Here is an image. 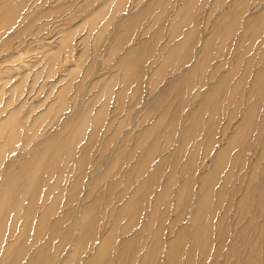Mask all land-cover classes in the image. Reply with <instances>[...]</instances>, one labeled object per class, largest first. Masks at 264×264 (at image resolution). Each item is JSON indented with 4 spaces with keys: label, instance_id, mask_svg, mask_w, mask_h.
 Masks as SVG:
<instances>
[{
    "label": "bare ground",
    "instance_id": "6f19581e",
    "mask_svg": "<svg viewBox=\"0 0 264 264\" xmlns=\"http://www.w3.org/2000/svg\"><path fill=\"white\" fill-rule=\"evenodd\" d=\"M238 1L232 0L224 12L209 22V34L203 39L196 38L198 26L191 18L190 1L178 7V12L172 18L169 39L162 49L168 46V50L150 75V80L155 78V85L148 89L150 99L147 101L140 102V83L145 67L142 65L149 56L150 47L141 40L119 57L116 68L121 70L119 84L122 88L118 89L117 97L125 99L123 86L126 83L133 85L140 81V85L135 83L132 89L131 99L137 102L129 105L126 117L130 118L133 107L144 103L152 110L148 112L150 115H143L141 121L147 122V126L137 133L135 130L127 133L123 131L125 123L129 125L124 117L115 128L112 127L119 110H122L121 105L112 110V118L105 123L109 95L115 86L116 75L106 79L99 92L83 103H79L77 95L67 98L71 82L58 90L55 101L45 113L34 118L32 127L39 125L50 113L54 117L62 116L70 107L71 112L65 116L66 121L61 125L52 124L54 129L46 131L38 140H34V132L25 134L21 151L11 157L12 161L20 159L2 170L0 168V264H207L206 254L211 251L214 242L212 235L217 246L215 244L210 264H218L217 259L231 233L224 226V223H230L228 210L232 204L234 212L249 203L251 218L248 217L231 234L227 255L232 260L229 264H242L240 257L243 258V264H262L264 201H259L253 212L252 203L255 200L250 201L254 189H258L254 183L257 167L254 164L248 173L243 172L246 175L242 174V178H239V186L231 183V175L237 168L239 172L244 170L246 161L243 152L251 139L255 141L256 134L264 136L263 115H259L264 103V66L261 64L264 49L260 54L259 67L254 70L252 77L249 61L244 64L243 75L234 82L240 66L237 63L225 73L219 70L225 67L224 63L216 65L214 70L212 68L208 79L212 84L207 88L202 80L204 73L197 76L199 70L214 59L213 51L222 53L225 34H230L233 27L236 29L241 26V17L247 9L243 3L237 6ZM1 2L0 29L7 31L17 23L24 3L14 4V0ZM104 7L95 11V20L104 13ZM146 14L147 10L132 14L115 25L112 50L122 48L129 42L131 32ZM157 18L155 15V23ZM258 18L259 15L248 16L244 20L243 28L238 30L242 32V43L252 40L251 37L258 32L256 41L264 33V21L262 26L258 25ZM184 28L186 30L182 38L172 43L182 35ZM104 31L101 29L100 35ZM152 34L153 44H157L161 28ZM69 39L70 33L66 32L61 45H68ZM255 41L251 43V49ZM258 46L257 50H260ZM56 55L54 52L50 56L52 64ZM178 58V66L169 73L177 74L176 80L168 84L173 86V90L176 89L173 99L169 101L172 90H168V86L158 90L157 87L165 79L166 69L171 63L175 64ZM10 79L6 78L5 83ZM22 80L9 89L10 93L22 89ZM199 81L203 93L200 90L192 93ZM247 83L248 88L244 91L241 85L244 87ZM2 89L4 85L0 87V94ZM165 91L167 93L164 96ZM239 93L241 100L228 112L227 125L220 131L223 137L217 141L214 127ZM103 94L105 101L95 108ZM11 96L5 100L0 111L6 112L0 119V140L4 137L0 146V163L5 148L13 146L18 140L21 127L18 115L24 102L4 111L12 104ZM199 96L201 100H197ZM174 101L176 104L173 105ZM242 103L245 105L244 110L239 113V119L230 132H226ZM155 113L157 116L154 119L152 116ZM135 126L133 124L132 128L135 129ZM177 126L179 130L175 128ZM88 127L91 129L86 134ZM31 129L27 128V132ZM107 133L110 136L106 137ZM175 135L176 143L179 141L181 145L171 151L172 145L169 144ZM99 136L105 139L100 150L95 152L98 155L92 172L87 174L86 166ZM130 138H133V143L129 147L126 144ZM122 140L126 144L120 145ZM82 141L84 143L78 148ZM110 147L113 149L106 154ZM199 156L202 157L200 162ZM209 156L211 166L205 168L203 161ZM103 159L105 161L101 163ZM102 165L101 174L99 168ZM54 174L57 175L55 179ZM61 178H64L65 185ZM102 182L106 184L102 185ZM175 183H179L178 186ZM253 183L255 186H252ZM117 188L121 191L115 194ZM236 192L240 196L233 203L232 196ZM262 195L264 189L260 197ZM109 206L110 209H107ZM59 210L61 215L56 216ZM245 218L242 213L239 223ZM184 219H187L185 226L181 224ZM104 220L103 226L99 224ZM213 220L214 234L210 230ZM165 231L167 238L162 237ZM251 232L254 233L250 243L252 247L248 249Z\"/></svg>",
    "mask_w": 264,
    "mask_h": 264
},
{
    "label": "rangeland",
    "instance_id": "374dc122",
    "mask_svg": "<svg viewBox=\"0 0 264 264\" xmlns=\"http://www.w3.org/2000/svg\"><path fill=\"white\" fill-rule=\"evenodd\" d=\"M2 1L4 2L7 0ZM187 1H190L189 4L191 6V18L198 26L196 29V38L198 36L202 39L203 37H205V35L207 36L209 34V22H213L215 17L224 12L232 2V0H14V4H24L19 12V17L16 21L17 23L11 29H7V31H5L4 28L0 29V87L4 85V89H2V93L0 94V111L5 100L11 95L12 104L9 105L4 111L11 110L14 105H18V103L24 102V104L22 106L20 114L18 115V120L21 126L19 129L20 132L18 134V140L13 144V146H7L5 148L2 162L0 163L1 170L5 166L11 164V162L17 163V160L20 159L16 158V160L12 161L11 157L19 150L21 151L24 140L23 136L25 134H31L32 132H34V140H38L40 136H42V134H44L46 131L49 132L50 129H54L52 127L53 125H61L66 121L65 116L71 112L70 107L65 110V112H63L62 116L54 117L53 113H50L42 122H39V125H35L34 127H32L34 118L45 113L48 106L55 101L56 93L58 92V90L62 86H66L70 82L71 86L69 87L70 89L67 92V98H72L73 96L77 95L76 97L79 100V103H83L84 101H88V99L92 98L99 92L100 86L103 87L104 81H106V79H109L111 75H116L115 86L113 87V91L109 95L110 97L108 100V108L105 114V123L109 122V120L112 118V110H114V108H116V106L118 105H121L122 110H119L120 113H115H118L119 115L114 120V124L112 125V127L115 128L116 124L121 121L123 117L127 118L125 112L130 107L129 105L135 104L137 102L134 98L131 99L133 86L139 84L140 81L135 80L138 82H134L133 85H128V83H126V85L123 86V90L125 91V99H123V97L118 98L117 91L120 87L122 88V85L120 86L119 84L121 83V70H117L116 63L119 57L125 53L126 49L137 46L141 40L145 41L148 44L150 50L148 54L149 56L146 57L145 64L142 65L145 67L143 69V77L140 83V89L142 90V93L140 94V102L150 99L149 93H147V91L150 87H153L155 85V78H152L150 80V75L158 64L157 62L162 61L163 56L168 50V46L164 50L162 49L167 44V41L169 39L168 35H170L172 18H174V16L178 12V7L182 6L185 2L188 3ZM104 3H106V6ZM242 3L247 10L246 13H244L241 17V26L238 28L236 27V29L233 27L229 32L230 34H225L226 38L224 41V48L222 50V53L219 50L217 54L215 53V51H213L214 59L211 62H208V65L206 64L204 68H201L197 74V76H201L204 73V78L202 80H204L203 82L204 84H206V88L210 84H212V81L210 82V80L208 79L210 78L214 67L218 64L224 63L225 65V67L219 69L223 71L222 73L227 72L234 63L240 65V68L238 67V71L233 82L241 77V75H243L245 62L249 61V63L251 64V77L254 70L259 67L258 63L260 61V54L264 49V33H261L260 37L256 41L255 39L258 36V32L253 35L254 37H251L253 38L252 40L249 39V41H245L244 43H242V38L240 36L242 32L239 33L238 30L241 31L244 25V20H247L248 16L256 17L257 15H259L256 23H259L258 25L262 26V23L264 21V0H239L237 2V6L242 5ZM101 7H104L105 11L101 16H99V18L95 20V13ZM144 10H147V14L135 26L133 32H131V35L129 37L130 39L128 40L129 42L126 45L122 46V48L118 47L116 50H112L111 47L115 33V25L120 22L121 19L125 20L126 17L131 16L132 14L141 13ZM155 15L158 16L156 23L153 21ZM208 16L210 19H208ZM176 21L177 18L173 22L175 23ZM160 28L162 35L160 34L158 43L153 44L154 36L152 33L156 32ZM101 29H104L105 31L100 35L99 32ZM146 30H148V32H146ZM185 30L186 28L182 29V35L175 38L172 43L180 40ZM66 32L70 33L69 43L68 45H61V39ZM145 32L146 34L144 35ZM223 35L224 34H222V36ZM222 36H220L219 39H221ZM254 41L256 43H254L251 49L250 45ZM258 45L261 46L259 47ZM257 46L258 48H260V50H257ZM247 51L248 53H246ZM54 52H56L57 55L54 63L52 64L50 61V56ZM179 59L180 58L175 61V64L174 62L171 63L170 66L166 69V71L164 72L165 79L162 81V83L159 84L160 86L157 87V90L159 88L166 89L170 82H174L176 80L177 74L169 75V73L171 72V69H176L175 66H178V63L180 62ZM240 60L241 62L239 63ZM192 61L194 62V59ZM261 64H263L262 66H264V60H261ZM139 66H141V64ZM9 77H11V79L7 83H5L6 78L8 79ZM22 78V89L19 92L10 93L9 89ZM200 79L201 77L198 80ZM200 86L201 84L199 81V83L194 85L192 93L196 90H200L202 91V94L203 90L200 89ZM92 87L94 88L92 89ZM172 87V85L168 86V90L171 89L173 92H171V95L169 96V101L173 99L174 90L176 91V89L173 90ZM241 87L242 89L244 88L245 91V89L248 88V83L245 84L244 87L242 84ZM166 93L167 91L163 93L164 96L166 95ZM238 95H240V93L237 94L235 100L233 99V105L226 108V113L221 114L218 125H216V128L214 127L216 133L214 138H216L215 140L217 141H219L222 136V134H220L221 129H223L224 126L227 125L226 123L228 122L227 119L229 116L228 112L232 111L235 105L238 104V101L241 100ZM245 96L246 94L245 92H243V97L245 98ZM104 99L105 95L103 94L100 101L95 105V108L100 106V104L105 101ZM121 100H123V104H119ZM197 100H201V97L199 96ZM242 101H244V99ZM174 104H176L175 101L173 105ZM225 104H228V102ZM145 105L146 103L137 105L130 110L129 116L131 119L127 118V122L129 123V125L127 126L125 123L123 131H126L127 133L131 130H135L134 132L137 133L147 126V122L143 123L141 119L143 118L144 114L150 115L148 114V112H151L152 110ZM244 106L245 105H243L242 103V105L238 109L236 117L228 124V129L226 130V132L228 131L229 133L231 128L235 125L236 121L239 119V113L244 110ZM181 110L182 112L185 111L184 109ZM263 112L264 103L259 111V115H263L264 120ZM5 113H0V119L4 117ZM155 114H153L152 116V118L154 119L157 116V114ZM133 124L136 125L135 129L132 128ZM30 127L32 129L28 133L27 128ZM175 128L179 130V126ZM90 129L91 128L88 127V129L86 130V134L90 132ZM120 134L121 133H119V135ZM107 136H110V133H107L106 137ZM120 137H122V135H120ZM255 137L256 140L254 141L253 139H251V141L244 149L243 155L244 161H246L244 170L239 172V169L237 168L236 172L231 175V183L239 186V178H242V174L246 175L243 172L247 171L248 173L251 170V166L254 164L257 167V178L254 183L255 185H258V189H254V192L252 190L251 192L253 193L250 197V201L252 200L253 202L255 200V203H252V205H254L252 206V212L253 210H255V205H257L259 201H264V195L260 197V194L264 189L262 187L264 185V136H261V134H256ZM175 138L176 135L175 137H173V142L169 144L172 145V147L170 148L171 151H173L175 147L181 145V142L179 141L176 143ZM3 139L4 137L0 140V146L2 145L1 143ZM104 139L105 137L99 136L98 141L95 143V146L91 151V155L86 166L87 174L92 172L93 170V165L97 160L98 155V153L95 154V152H98L100 150L101 144L103 143ZM83 143L84 141H82V143H79L78 148ZM120 143V145L124 143L126 144V141L122 140ZM132 143L133 138H130V142L126 145L130 147L132 146ZM218 144L220 143L218 142ZM112 149L113 148L110 147L109 150L106 151V154H108ZM11 150L14 151L10 153ZM201 158V156L198 157V162H200ZM104 161L105 159L101 160L100 162L102 163ZM203 164L205 168L211 166L210 156L204 159ZM103 167L104 165L99 168L100 173L103 171ZM116 170L117 169L113 170L112 174ZM55 176L57 175H53L54 179ZM52 180L50 182H52ZM108 181L109 180L107 179L106 182ZM61 182L63 185H65L64 178H61ZM106 182H102L103 184H101L104 185L106 184ZM254 183L252 186H255ZM178 184L179 183H175V186H178ZM120 191L121 190L117 188L114 193L117 194ZM238 196H240L239 192L233 194V203ZM233 206L234 205L232 204L231 209L228 210V216H231V218H228V222L230 223H224L226 229L228 228L231 233L229 234L228 240L225 242V248L222 249L221 255L217 259L218 264L224 263L225 258H227L228 260H226L224 264H229L232 261L229 260L227 255V248L230 244L231 234H234L235 230L239 226L243 225L245 221H247L248 217L249 219L251 218V212L249 210L251 208L250 203L247 204L246 207L235 209L234 212L232 209ZM110 207L111 206H109L107 209H110ZM59 213H61L60 210L58 211V214L56 216L61 215ZM242 213L244 214V216H246V218L245 220L242 219L241 223H239V216H242ZM214 221L215 220L212 221L213 226L211 227L210 225V230L213 232V234L215 233ZM186 222L187 219H184L181 224L185 226ZM259 223L260 222L257 223L256 230H258ZM99 224H102L103 226L105 224V220L101 221ZM208 227L209 226L207 225V228ZM253 234L254 233L252 232L249 234L251 238H248V240L250 239L248 249L252 247V244L250 245V243L253 240ZM167 236V231H165L162 237L167 238ZM211 238L214 242L212 244L211 251L206 254L207 264L211 263L215 244L217 246L216 240L213 239L215 238L214 235H212ZM261 248L262 253L264 254V245H262ZM242 259L243 258L240 257L239 261L243 264ZM261 259L262 264H264V258Z\"/></svg>",
    "mask_w": 264,
    "mask_h": 264
},
{
    "label": "crops",
    "instance_id": "0c3cea01",
    "mask_svg": "<svg viewBox=\"0 0 264 264\" xmlns=\"http://www.w3.org/2000/svg\"><path fill=\"white\" fill-rule=\"evenodd\" d=\"M172 1V0H171ZM204 30V29H203Z\"/></svg>",
    "mask_w": 264,
    "mask_h": 264
}]
</instances>
